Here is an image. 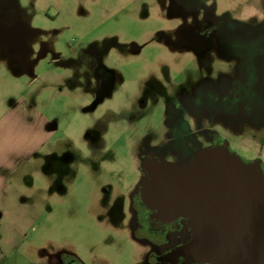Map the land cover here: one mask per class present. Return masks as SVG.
<instances>
[{
    "label": "rangeland",
    "instance_id": "1",
    "mask_svg": "<svg viewBox=\"0 0 264 264\" xmlns=\"http://www.w3.org/2000/svg\"><path fill=\"white\" fill-rule=\"evenodd\" d=\"M175 2L0 0V126L23 100L51 133L10 174L24 204L3 203L0 264H46L60 254L84 264L144 259L129 219L140 133L124 129L123 104L114 96L128 91V71L146 88L141 149L178 145L191 153L208 140L210 123L166 144L164 125L190 111L217 121L225 107V136L241 156L261 158L264 170V0ZM206 9L213 36L197 55L190 38L204 30ZM164 91L173 97H157Z\"/></svg>",
    "mask_w": 264,
    "mask_h": 264
},
{
    "label": "water",
    "instance_id": "2",
    "mask_svg": "<svg viewBox=\"0 0 264 264\" xmlns=\"http://www.w3.org/2000/svg\"><path fill=\"white\" fill-rule=\"evenodd\" d=\"M141 199L164 221L187 219L178 254L209 264H264V172L227 146L204 147L176 165L146 158Z\"/></svg>",
    "mask_w": 264,
    "mask_h": 264
},
{
    "label": "flooded vegetation",
    "instance_id": "3",
    "mask_svg": "<svg viewBox=\"0 0 264 264\" xmlns=\"http://www.w3.org/2000/svg\"><path fill=\"white\" fill-rule=\"evenodd\" d=\"M127 1L128 0H124V3ZM170 1L174 4L176 3V0ZM206 10L207 12L205 14L203 13L200 19L204 25V30L196 32L195 35H192L190 38V50L192 53L197 55H201L203 54V51L210 49L206 41H208L209 37L212 35L209 28L214 22V15L213 12H211V9ZM187 14L188 13H185L186 16ZM222 32V29H219L216 32V36L219 35L217 37L219 40L223 37ZM102 68L105 69L104 67ZM103 69H101L100 72L103 71ZM126 71H128V69H126ZM108 80L109 78H101V81L103 82H108ZM123 82L128 85V91H125L124 89L122 91L119 90L120 92L117 91L114 96L116 97L115 100L117 102H122L123 104V107L121 106L119 108L121 110L119 111L124 112L125 115L124 129L130 133H140V140L138 144L139 150L137 151V154H135L136 160H138L137 170L139 173V180L130 191L129 219L134 239H136L139 244L144 246V259H140L139 261L134 263L132 262L130 264H209L206 262H192L187 260L184 256L178 254V249L183 244L187 243L191 238L187 219L177 218L171 221H164L157 215L155 210L148 208L143 203L140 192V182L146 177V171L142 166L143 161L146 158L155 157L162 158L165 161L176 165H182L191 162L199 150L208 146H227L230 152L237 154L245 163L258 161L262 171L264 172L262 160L257 155H254V153L249 156H241L232 146V142L225 136V129L228 126L226 120L228 115H226L225 107L219 108L221 115L217 121L215 118L210 120L209 115L196 116L192 111H190L185 116L179 118L181 119V122L178 119L172 126H168L167 124L164 125V129H162V131L166 133V144L171 141H177V139H183L182 137L184 136V133H194L195 130L199 131L204 129L202 125L206 121L210 123L209 125H211L212 128H207L204 131L209 134H207L208 136L206 137L208 140L205 143H201L200 147L193 152H184V150L179 148L178 145L175 147L167 146L168 148L163 152L141 149L142 144L145 142L144 128H146L147 121L145 84L142 78L135 77L133 71H128V75H126V79H124ZM137 84L139 85V88L136 90L134 86ZM130 85L133 86L130 87ZM234 89L233 97L236 102H239L241 94L238 93V87H234ZM163 93L157 95V97H173L168 92L164 91ZM158 100L160 101L162 99L159 98ZM164 100L166 101L167 99ZM216 126L220 130V135L217 132L218 129H215ZM245 127L248 128V126ZM251 135L256 137V134L254 133H251ZM43 262L46 264H84L82 260L72 254H60L58 257L52 256L43 260Z\"/></svg>",
    "mask_w": 264,
    "mask_h": 264
},
{
    "label": "crops",
    "instance_id": "4",
    "mask_svg": "<svg viewBox=\"0 0 264 264\" xmlns=\"http://www.w3.org/2000/svg\"><path fill=\"white\" fill-rule=\"evenodd\" d=\"M0 126V217L3 203L24 204L19 189L9 181L10 174L31 160L47 142L51 133L46 118L37 111L26 110L23 100L3 116ZM7 203V204H8ZM1 223V222H0Z\"/></svg>",
    "mask_w": 264,
    "mask_h": 264
}]
</instances>
